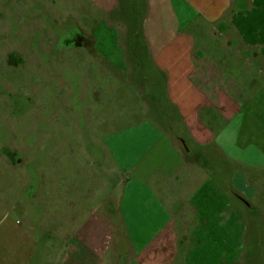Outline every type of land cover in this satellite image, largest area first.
Here are the masks:
<instances>
[{"label": "crops", "instance_id": "0c3cea01", "mask_svg": "<svg viewBox=\"0 0 264 264\" xmlns=\"http://www.w3.org/2000/svg\"><path fill=\"white\" fill-rule=\"evenodd\" d=\"M83 7L103 69L133 103L148 89L155 121L81 146L91 175L37 157L0 174V264H263L264 0Z\"/></svg>", "mask_w": 264, "mask_h": 264}, {"label": "rangeland", "instance_id": "374dc122", "mask_svg": "<svg viewBox=\"0 0 264 264\" xmlns=\"http://www.w3.org/2000/svg\"><path fill=\"white\" fill-rule=\"evenodd\" d=\"M86 29L83 0H0V174L21 177L24 161L37 157L44 174L55 162L62 174L75 164L91 175L81 146L101 145L107 127L155 121L146 111L148 89L134 103L122 95ZM102 44L117 49L112 40ZM90 154L99 163L100 151Z\"/></svg>", "mask_w": 264, "mask_h": 264}]
</instances>
